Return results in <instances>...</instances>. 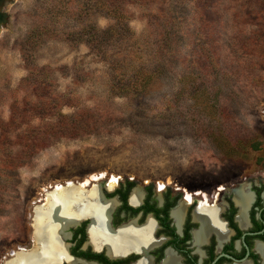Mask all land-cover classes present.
Segmentation results:
<instances>
[{
    "label": "rangeland",
    "instance_id": "obj_1",
    "mask_svg": "<svg viewBox=\"0 0 264 264\" xmlns=\"http://www.w3.org/2000/svg\"><path fill=\"white\" fill-rule=\"evenodd\" d=\"M0 12V264L55 187L195 186L263 152L264 0H0Z\"/></svg>",
    "mask_w": 264,
    "mask_h": 264
},
{
    "label": "flooded vegetation",
    "instance_id": "obj_2",
    "mask_svg": "<svg viewBox=\"0 0 264 264\" xmlns=\"http://www.w3.org/2000/svg\"><path fill=\"white\" fill-rule=\"evenodd\" d=\"M262 151L248 169L195 186L131 177L73 182L97 186L98 198L84 216L57 221L51 264H264ZM34 232L6 263L38 245Z\"/></svg>",
    "mask_w": 264,
    "mask_h": 264
},
{
    "label": "bare ground",
    "instance_id": "obj_3",
    "mask_svg": "<svg viewBox=\"0 0 264 264\" xmlns=\"http://www.w3.org/2000/svg\"><path fill=\"white\" fill-rule=\"evenodd\" d=\"M72 184L73 182L67 187L59 186L48 193L46 205L36 209L34 238L39 246L29 252L17 253L16 258L6 264H51L49 259L59 250L56 239L57 221L63 218L72 222L75 217L84 216L89 210V200L98 198L97 186L86 191L84 186ZM110 185L113 186V182Z\"/></svg>",
    "mask_w": 264,
    "mask_h": 264
},
{
    "label": "trees",
    "instance_id": "obj_4",
    "mask_svg": "<svg viewBox=\"0 0 264 264\" xmlns=\"http://www.w3.org/2000/svg\"><path fill=\"white\" fill-rule=\"evenodd\" d=\"M183 1H186V0H183ZM114 9L116 10V11H121L122 9L117 5V6H115L114 7ZM106 11L109 13V14H112L113 13V11H112V9H111V11L109 10V9H106ZM2 13L0 12V19H2ZM89 32H90V34H91V38L93 39V38H95L96 37V35H95V29L94 28H90L89 30H88ZM246 41H244V46H247L246 45ZM196 60L197 61H199V59L198 58H196ZM72 130V129H71Z\"/></svg>",
    "mask_w": 264,
    "mask_h": 264
}]
</instances>
